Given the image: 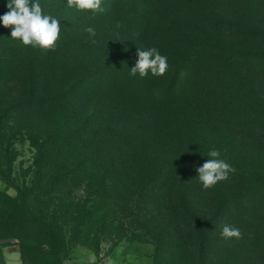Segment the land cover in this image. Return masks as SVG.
Segmentation results:
<instances>
[{
  "label": "trees",
  "instance_id": "1",
  "mask_svg": "<svg viewBox=\"0 0 264 264\" xmlns=\"http://www.w3.org/2000/svg\"><path fill=\"white\" fill-rule=\"evenodd\" d=\"M207 1L102 0L93 12L38 0L60 21L54 50L0 21V178L17 191L0 190V241L15 238L23 264L124 239L152 243L153 264H264V0L219 23L203 17ZM76 16L126 32L97 46L67 24ZM138 47L167 57L163 76L130 75ZM22 132L36 152L19 183ZM212 149L235 172L204 189L195 169ZM225 224L241 238H223Z\"/></svg>",
  "mask_w": 264,
  "mask_h": 264
},
{
  "label": "clouds",
  "instance_id": "2",
  "mask_svg": "<svg viewBox=\"0 0 264 264\" xmlns=\"http://www.w3.org/2000/svg\"><path fill=\"white\" fill-rule=\"evenodd\" d=\"M102 0H67L68 7L78 10L103 11ZM9 11L0 17L4 27L14 26L11 31L12 39H17L23 45H32L43 50H54L60 38V21L50 15L42 13L38 0L30 4V0H8ZM89 34L95 35L92 27L85 29ZM135 66L130 69V75L139 74L141 78L148 76H163L168 69L167 57L162 56L155 47L148 49L137 48ZM207 159L195 170L204 189L213 187L220 181L228 179L229 173L235 169L223 159H220L219 150L212 149L208 152ZM238 228L223 225L221 236L228 238H241Z\"/></svg>",
  "mask_w": 264,
  "mask_h": 264
},
{
  "label": "rangeland",
  "instance_id": "3",
  "mask_svg": "<svg viewBox=\"0 0 264 264\" xmlns=\"http://www.w3.org/2000/svg\"><path fill=\"white\" fill-rule=\"evenodd\" d=\"M246 4L247 3H245V1L243 2V0H208L205 3V7L207 10L205 11V15H203V17L206 20H215L217 23H219L218 20L222 18H224V20L226 21V18L237 15V12L243 13V9H245ZM69 22L70 24L73 23L76 26H79L83 37L88 38L86 40L93 42V44L97 46L100 45L99 42H106L112 45L114 43L115 45H117L116 43H118L124 37L123 33L126 32L122 23L111 22L97 24L92 21L90 17L86 18L76 16L74 19L68 21L67 24H69ZM88 27H92L95 30L94 36L89 34L85 30ZM0 81L2 82V80ZM14 148L17 159L15 160L13 166V176L19 183H21L24 174L23 170H27L29 167H33L36 149L31 144L24 132L18 135ZM30 176L31 174L27 176V179H29ZM0 190L7 191V193L12 196L17 195L16 189L13 187L7 188L6 184L1 180V178ZM79 194H82V192H79ZM16 242L17 240L15 238H9L0 241V244H6L2 247L5 264H23L20 247ZM129 243V240L124 239L119 243L118 246L111 249L112 242L107 240L101 244L99 252L91 250L84 246H78L73 257L67 259V264H103L105 262H111L117 248H125L129 245ZM123 252L124 251H120L119 261H121V264H130V262H128V256L125 255V258L121 256ZM151 255L152 253L142 255V257H140V264H153V258L151 257ZM12 256L17 257L13 259Z\"/></svg>",
  "mask_w": 264,
  "mask_h": 264
},
{
  "label": "crops",
  "instance_id": "4",
  "mask_svg": "<svg viewBox=\"0 0 264 264\" xmlns=\"http://www.w3.org/2000/svg\"><path fill=\"white\" fill-rule=\"evenodd\" d=\"M154 250V246L150 243L143 242H133L129 243V245L125 248L118 247L114 256L112 257L111 262H105L103 264H121L119 261L120 251H124L121 256L125 258V255L128 256V262L130 264H140V257L145 254H151ZM13 259L17 256H12Z\"/></svg>",
  "mask_w": 264,
  "mask_h": 264
}]
</instances>
